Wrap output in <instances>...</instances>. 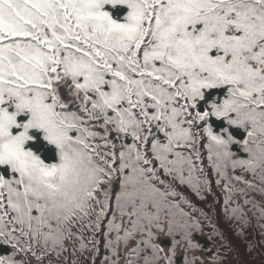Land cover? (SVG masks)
Segmentation results:
<instances>
[{
    "label": "snow or ice",
    "instance_id": "obj_1",
    "mask_svg": "<svg viewBox=\"0 0 264 264\" xmlns=\"http://www.w3.org/2000/svg\"><path fill=\"white\" fill-rule=\"evenodd\" d=\"M0 264H264V0H0Z\"/></svg>",
    "mask_w": 264,
    "mask_h": 264
}]
</instances>
